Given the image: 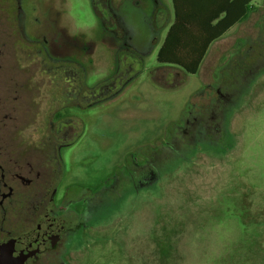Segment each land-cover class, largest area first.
<instances>
[{
    "label": "rangeland",
    "instance_id": "374dc122",
    "mask_svg": "<svg viewBox=\"0 0 264 264\" xmlns=\"http://www.w3.org/2000/svg\"><path fill=\"white\" fill-rule=\"evenodd\" d=\"M156 1L114 0L119 16L109 25L118 30L127 25L135 40L143 41L145 62L134 66L141 72L110 99L61 109L79 122L81 137L63 152L59 197L100 200L62 264H264V67L249 85L238 80L239 57L247 55L248 46L250 62L264 63V14L256 39L245 31L247 40L234 46V37L214 41L199 71L186 73L157 60L170 24L155 32ZM158 2L169 19L173 0ZM24 5L31 31L48 33L67 50L84 47L85 61L93 59L83 92L113 73L118 42L91 0H25ZM221 70L236 80L232 87L247 90L228 113L231 145L206 143L198 128L189 139L194 146L177 155L163 152L157 176L137 189L123 182L106 198L109 191L101 188L127 157L141 161L144 151L167 146L173 134L182 137L179 127L188 111L209 109L217 88L222 91ZM55 94L63 99L58 90ZM56 122L60 126L63 119Z\"/></svg>",
    "mask_w": 264,
    "mask_h": 264
},
{
    "label": "flooded vegetation",
    "instance_id": "af4514ba",
    "mask_svg": "<svg viewBox=\"0 0 264 264\" xmlns=\"http://www.w3.org/2000/svg\"><path fill=\"white\" fill-rule=\"evenodd\" d=\"M91 2L118 42L117 63L112 74L83 92L88 65L93 64V59L85 61L84 47L79 52L67 50L48 33L42 36L31 31L25 0H0V255L26 236L40 233L43 242L28 257L27 264H62L70 241L87 224L86 214H94L100 201L95 196L73 198L68 193L59 197L63 152L81 137L79 122L65 116L61 109L67 105L91 107L112 98L143 69L135 72L134 66L145 62L144 43L135 40L134 30L122 23L120 30L109 25L119 16L114 0ZM100 6L107 11L105 15ZM154 11L152 20L158 33L167 15L158 0ZM251 50L248 46L245 53ZM239 65L243 63L239 61ZM247 65L238 73L244 86L264 67L263 62L249 61ZM235 82L221 70L217 84L222 91L217 88L209 109L188 111L184 126L179 127L182 137L173 134L167 146L144 151L141 161L127 157L114 170L110 183L101 188L109 191L106 198L123 182L137 189L157 176L163 152L167 149L177 155L194 146L189 139L195 138L198 128H203L206 143L230 146L228 113L231 104L247 94L245 88L239 92L232 87ZM58 118L63 119L60 126H56Z\"/></svg>",
    "mask_w": 264,
    "mask_h": 264
},
{
    "label": "trees",
    "instance_id": "16d2710c",
    "mask_svg": "<svg viewBox=\"0 0 264 264\" xmlns=\"http://www.w3.org/2000/svg\"><path fill=\"white\" fill-rule=\"evenodd\" d=\"M252 1L206 0L202 6L191 8L190 0H173L174 21L169 25L157 60L163 64L179 66L186 73H197L213 41L248 15ZM247 55L239 57L243 63L239 67V74L244 66H248L250 58Z\"/></svg>",
    "mask_w": 264,
    "mask_h": 264
},
{
    "label": "crops",
    "instance_id": "0c3cea01",
    "mask_svg": "<svg viewBox=\"0 0 264 264\" xmlns=\"http://www.w3.org/2000/svg\"><path fill=\"white\" fill-rule=\"evenodd\" d=\"M191 1V8H196L199 6H202L203 1L206 0H190ZM252 9L250 12H248V15L243 16L241 19H239L236 23H234L229 29L225 31V33L218 39L215 40L214 43L219 41H226L227 39H230L231 37L234 39L232 40V46L237 44L238 42H241L243 40H247V38L242 35L245 31L248 33H252V39H256L257 33L260 32V26L261 24V18L264 14V0H253L251 3ZM205 6V5H204ZM115 11L117 15H119L118 9L115 7ZM174 4L171 11V17L169 19H166L165 26L169 23L171 24L174 21L175 13H174ZM170 20V21H169ZM249 26H252L253 28L250 29ZM249 41V40H248ZM211 46V45H210Z\"/></svg>",
    "mask_w": 264,
    "mask_h": 264
},
{
    "label": "water",
    "instance_id": "95a60500",
    "mask_svg": "<svg viewBox=\"0 0 264 264\" xmlns=\"http://www.w3.org/2000/svg\"><path fill=\"white\" fill-rule=\"evenodd\" d=\"M43 242L42 234L26 236L0 255V264H27V259L36 253Z\"/></svg>",
    "mask_w": 264,
    "mask_h": 264
}]
</instances>
